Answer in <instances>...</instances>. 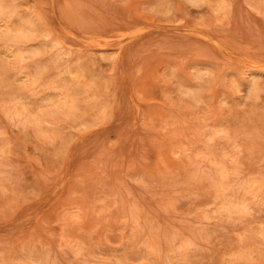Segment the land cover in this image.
I'll use <instances>...</instances> for the list:
<instances>
[{
    "label": "rangeland",
    "instance_id": "374dc122",
    "mask_svg": "<svg viewBox=\"0 0 264 264\" xmlns=\"http://www.w3.org/2000/svg\"><path fill=\"white\" fill-rule=\"evenodd\" d=\"M0 264H264V0H0Z\"/></svg>",
    "mask_w": 264,
    "mask_h": 264
}]
</instances>
